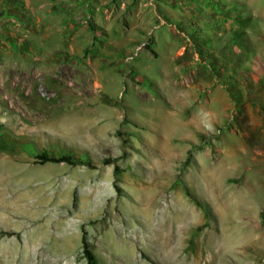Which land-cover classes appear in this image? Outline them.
<instances>
[{
	"label": "rangeland",
	"instance_id": "374dc122",
	"mask_svg": "<svg viewBox=\"0 0 264 264\" xmlns=\"http://www.w3.org/2000/svg\"><path fill=\"white\" fill-rule=\"evenodd\" d=\"M0 124V264H264V0H0Z\"/></svg>",
	"mask_w": 264,
	"mask_h": 264
},
{
	"label": "crops",
	"instance_id": "0c3cea01",
	"mask_svg": "<svg viewBox=\"0 0 264 264\" xmlns=\"http://www.w3.org/2000/svg\"><path fill=\"white\" fill-rule=\"evenodd\" d=\"M92 7L93 6L90 4V12L93 11ZM72 12H76V11L73 9H70V13ZM65 23H64L65 24L64 28H65V31L68 33L66 36L67 39L61 40L63 41V44L61 46L64 52L69 53L71 55L73 54L77 55L84 48H88L89 46H90V49L92 48V46L94 45V40L98 35L96 32H94V30L90 28V40L89 39L83 40L81 39V37H79V31H78L79 24L73 23L72 17L70 18V20L66 21ZM81 28H84V27L82 26ZM44 41H47V40H44ZM189 50L190 49L187 47L184 48V50L183 48L180 49L178 43L176 44L174 41L171 42L170 51L168 54H169V58L173 59L172 60L173 68H177L176 67L177 65H175V62H176L175 59L183 56L185 57V60H186L184 63H186L190 71L195 72L198 69L199 76L197 77V83L200 88L202 89L215 88L216 90L224 89L223 81L217 78V72H216L217 70L216 71L213 70L210 64L208 65L202 62L196 67L192 65L193 62L190 59H188ZM178 53H180V56L177 55ZM188 85L191 86L190 81H188ZM210 93H212V91H210ZM185 104L190 106V97H188V102H185ZM213 107H217V104L215 105L214 102H212V105H211V108ZM204 109H205V106H199V110H204ZM86 189L89 190L90 186L87 187ZM89 194L90 192L89 193L83 192L82 196H88Z\"/></svg>",
	"mask_w": 264,
	"mask_h": 264
},
{
	"label": "trees",
	"instance_id": "16d2710c",
	"mask_svg": "<svg viewBox=\"0 0 264 264\" xmlns=\"http://www.w3.org/2000/svg\"><path fill=\"white\" fill-rule=\"evenodd\" d=\"M2 125L0 124V130ZM38 159H42L44 162L51 163H68L70 165H87L90 167V162H83L81 159L74 160L72 156H61L59 158L49 156L47 152H43L38 156ZM83 255L87 261V264H99L97 256L94 254L90 244L84 239L83 241Z\"/></svg>",
	"mask_w": 264,
	"mask_h": 264
},
{
	"label": "built area",
	"instance_id": "2783aa9c",
	"mask_svg": "<svg viewBox=\"0 0 264 264\" xmlns=\"http://www.w3.org/2000/svg\"><path fill=\"white\" fill-rule=\"evenodd\" d=\"M140 49L141 48L137 49L136 52L134 53V55L132 57H129L128 60H132V59H134V57H138Z\"/></svg>",
	"mask_w": 264,
	"mask_h": 264
}]
</instances>
